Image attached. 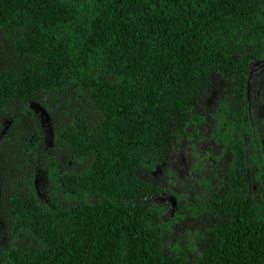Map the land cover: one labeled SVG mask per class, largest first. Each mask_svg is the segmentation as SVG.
Masks as SVG:
<instances>
[{
	"label": "trees",
	"instance_id": "16d2710c",
	"mask_svg": "<svg viewBox=\"0 0 264 264\" xmlns=\"http://www.w3.org/2000/svg\"><path fill=\"white\" fill-rule=\"evenodd\" d=\"M262 58L264 0H0V264H264ZM209 120L207 195L166 164Z\"/></svg>",
	"mask_w": 264,
	"mask_h": 264
},
{
	"label": "flooded vegetation",
	"instance_id": "af4514ba",
	"mask_svg": "<svg viewBox=\"0 0 264 264\" xmlns=\"http://www.w3.org/2000/svg\"><path fill=\"white\" fill-rule=\"evenodd\" d=\"M214 88H219V90H213ZM210 89V97H207L205 100V105L208 111L215 105L220 106V102L224 100V96L226 95L225 85L221 79H218V83L214 82ZM222 89L224 92H221ZM217 91H220L221 97L216 102ZM212 97H214V100H212ZM242 107L243 108H241L240 111L241 115L244 117V124L247 127V131L249 124H253L260 129V132H264V59L254 61L248 70V89ZM212 125V120H209V124L205 127L206 130L200 131L191 139L180 138L176 142L175 148L168 156L169 162L166 166L170 165L172 167L174 173L173 177L178 175L180 178H188L187 181H191L184 183V185L188 183L192 184L189 185L188 191L193 192L199 187L208 195L207 190L209 189L202 188L200 184L196 183L194 176L203 177L209 173H213V171L220 166L216 157L219 158L221 154L220 146H223V143L218 142L215 144L216 141L210 138ZM214 126L212 128H214ZM203 156H205V159H202ZM166 169L167 167L158 165L153 173L156 174L157 172L165 171ZM222 170L223 167L220 166V174H222ZM254 180L255 175L251 177V181H253L251 184L257 189L258 185L254 183ZM201 193L203 192L201 191ZM154 199L169 202L173 209L177 207L178 198L174 195L164 194L155 196Z\"/></svg>",
	"mask_w": 264,
	"mask_h": 264
},
{
	"label": "rangeland",
	"instance_id": "374dc122",
	"mask_svg": "<svg viewBox=\"0 0 264 264\" xmlns=\"http://www.w3.org/2000/svg\"><path fill=\"white\" fill-rule=\"evenodd\" d=\"M217 87V86H216ZM212 107V106H211ZM213 109H214V106L211 108V110H209L210 112H212L213 111ZM196 134V133H195ZM188 136H190V135H188ZM180 138H182V139H185V137H183V136H180ZM183 172V171H182Z\"/></svg>",
	"mask_w": 264,
	"mask_h": 264
},
{
	"label": "crops",
	"instance_id": "0c3cea01",
	"mask_svg": "<svg viewBox=\"0 0 264 264\" xmlns=\"http://www.w3.org/2000/svg\"><path fill=\"white\" fill-rule=\"evenodd\" d=\"M251 125V124H250ZM252 126V125H251ZM258 131H260V129L257 127Z\"/></svg>",
	"mask_w": 264,
	"mask_h": 264
},
{
	"label": "clouds",
	"instance_id": "9594fccd",
	"mask_svg": "<svg viewBox=\"0 0 264 264\" xmlns=\"http://www.w3.org/2000/svg\"><path fill=\"white\" fill-rule=\"evenodd\" d=\"M262 59H264V58H262ZM262 59H261V60H262Z\"/></svg>",
	"mask_w": 264,
	"mask_h": 264
}]
</instances>
